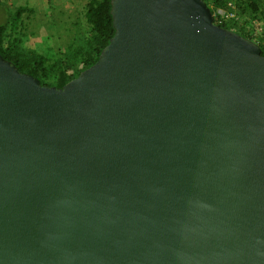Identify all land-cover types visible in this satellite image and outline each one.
<instances>
[{
    "label": "water",
    "instance_id": "1",
    "mask_svg": "<svg viewBox=\"0 0 264 264\" xmlns=\"http://www.w3.org/2000/svg\"><path fill=\"white\" fill-rule=\"evenodd\" d=\"M62 87L0 52V264H264V54L206 0H111Z\"/></svg>",
    "mask_w": 264,
    "mask_h": 264
},
{
    "label": "trees",
    "instance_id": "2",
    "mask_svg": "<svg viewBox=\"0 0 264 264\" xmlns=\"http://www.w3.org/2000/svg\"><path fill=\"white\" fill-rule=\"evenodd\" d=\"M206 2L213 11L219 6L236 11L237 20L222 26L257 41L264 54V0ZM3 4L7 15L0 23V52L6 59L15 63L20 71L39 78L44 85L62 87L77 77L82 70L98 60L102 49L115 33L111 0H86L83 10L79 11L71 25L66 27L68 38L63 45H47L45 48L41 44L31 46L27 43L30 34L28 24L36 12L35 8L28 4L16 7L11 3ZM60 17L61 15L57 17L58 21ZM37 24L48 26V21H40ZM47 38L50 40L53 36L48 34Z\"/></svg>",
    "mask_w": 264,
    "mask_h": 264
},
{
    "label": "rangeland",
    "instance_id": "3",
    "mask_svg": "<svg viewBox=\"0 0 264 264\" xmlns=\"http://www.w3.org/2000/svg\"><path fill=\"white\" fill-rule=\"evenodd\" d=\"M85 2L86 0H1L0 23L5 20L7 15L3 3H11L14 7L20 4H28L34 7L36 12L28 24V33L30 34L27 43L31 46L41 44L44 48L47 45H63L68 38V32H66L68 28L66 27H69L70 23L74 21V17L79 14V11L83 10ZM60 15L59 22L57 17ZM70 16H72L71 20H69ZM40 21H48L50 27L38 25L37 23ZM48 34H51L53 38L49 40L47 38Z\"/></svg>",
    "mask_w": 264,
    "mask_h": 264
},
{
    "label": "built area",
    "instance_id": "4",
    "mask_svg": "<svg viewBox=\"0 0 264 264\" xmlns=\"http://www.w3.org/2000/svg\"><path fill=\"white\" fill-rule=\"evenodd\" d=\"M214 20L219 25L227 24L234 19L237 20L238 15L234 10H228L225 7L219 6L215 11H213Z\"/></svg>",
    "mask_w": 264,
    "mask_h": 264
}]
</instances>
